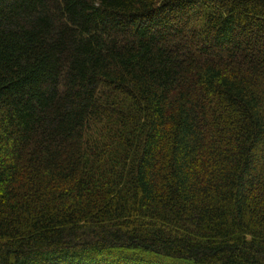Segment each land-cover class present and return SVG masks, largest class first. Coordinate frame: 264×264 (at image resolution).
<instances>
[{
	"label": "trees",
	"instance_id": "1",
	"mask_svg": "<svg viewBox=\"0 0 264 264\" xmlns=\"http://www.w3.org/2000/svg\"><path fill=\"white\" fill-rule=\"evenodd\" d=\"M0 264H264V0H0Z\"/></svg>",
	"mask_w": 264,
	"mask_h": 264
}]
</instances>
